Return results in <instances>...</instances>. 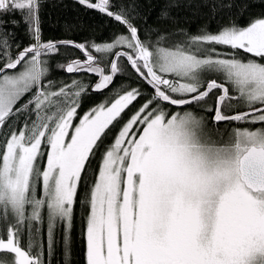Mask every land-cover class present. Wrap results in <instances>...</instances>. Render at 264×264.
<instances>
[{
  "label": "snow or ice",
  "instance_id": "obj_1",
  "mask_svg": "<svg viewBox=\"0 0 264 264\" xmlns=\"http://www.w3.org/2000/svg\"><path fill=\"white\" fill-rule=\"evenodd\" d=\"M153 7L0 0V264H264V0Z\"/></svg>",
  "mask_w": 264,
  "mask_h": 264
},
{
  "label": "trees",
  "instance_id": "obj_2",
  "mask_svg": "<svg viewBox=\"0 0 264 264\" xmlns=\"http://www.w3.org/2000/svg\"><path fill=\"white\" fill-rule=\"evenodd\" d=\"M55 2V0H54ZM153 9L152 15L155 17L157 9L155 8L156 0H152ZM52 19L50 22L46 23L45 27V39H63V38H72L77 41H83L85 39L94 38L96 42H103L108 38V34L110 28L107 26L109 22L106 21V18L96 14L89 13L87 16H83L85 29L83 32L75 34L71 37H66V34L62 30V24L66 18L65 14L72 15L73 12L69 9H60V8H52L50 9ZM261 9L257 8L253 11V15H258ZM20 39L27 44V37L21 31L19 33ZM60 75V73H57Z\"/></svg>",
  "mask_w": 264,
  "mask_h": 264
}]
</instances>
